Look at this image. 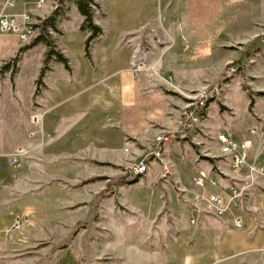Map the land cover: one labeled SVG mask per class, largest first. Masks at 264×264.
Masks as SVG:
<instances>
[{"label":"rangeland","instance_id":"rangeland-1","mask_svg":"<svg viewBox=\"0 0 264 264\" xmlns=\"http://www.w3.org/2000/svg\"><path fill=\"white\" fill-rule=\"evenodd\" d=\"M73 5V0H50L41 11L35 1L22 0L21 11L36 18L34 24L40 25L41 34L43 23L55 10ZM161 10L164 26L156 34L163 42L166 37L172 39V48L163 58L149 55L147 64L156 68L155 80L156 76L172 78L174 87H159L172 109L180 118L186 107L200 106L219 89L207 102L194 137L181 141L175 132L173 142L180 144L166 143V156H176L178 164L191 162L194 170L198 163H204L208 169L213 168L214 177L230 180L228 174L234 169L229 160L221 157L218 134L225 132L239 142L255 139L254 149L263 139L250 131L257 128L264 135V0H162ZM49 37L55 41L56 34ZM33 43L34 40L23 45L15 34L0 41L4 63L0 72V116L7 126L27 115L32 90L35 101L44 89L41 71L46 49L43 44L32 46ZM41 56L44 61L39 70ZM149 74L151 71L145 72L144 77ZM33 108H37L35 102ZM2 164L0 175H22L7 162ZM160 166L156 180L149 179L146 173L136 183H130L136 175L124 169L99 170L96 176L89 169L64 171L70 177L82 174L96 180L97 195L87 205L76 200L82 186L74 188L62 181L56 175L61 171L53 165L55 170L47 172L55 178L44 188L53 190L63 184L64 205L68 207L58 213L54 208L48 212L47 227L36 234L41 239L32 240L30 248L8 251L12 264H53L65 258V253L79 264H177L185 254H203L205 203L200 200L203 207L194 220L196 214L192 211L196 206L188 198L195 200L204 191L189 181L176 182V165L163 178ZM106 174L109 177L103 176ZM54 204L49 197L47 205L55 207ZM30 216L23 226L31 222ZM23 218L24 215L18 219ZM255 258L254 264H264V253Z\"/></svg>","mask_w":264,"mask_h":264},{"label":"crops","instance_id":"crops-1","mask_svg":"<svg viewBox=\"0 0 264 264\" xmlns=\"http://www.w3.org/2000/svg\"><path fill=\"white\" fill-rule=\"evenodd\" d=\"M27 1L37 3L38 0ZM21 2L17 0L19 11L23 10ZM96 3L105 16L97 20L104 35L91 49L92 60L86 55L89 33L81 30L84 16L77 5L65 8V14L57 22L55 42L66 63L56 59L50 61L44 77V89L35 101L32 90L27 115L22 121L7 126L0 116V169L3 161L8 163L7 155L19 148L29 151L22 169L14 170L21 172V176L0 175V264H12L8 251H23L31 247L32 240L41 239L36 234L47 227L46 217L52 208L54 213H58L68 207L64 205L66 189L63 184L53 190L44 188L55 178L47 172L55 170L53 165L61 171L56 175H60L62 181L74 188L82 186L80 191H76V200L87 205L97 195L96 180L82 174L70 177L64 171L89 169L96 176L99 170L109 172V169L116 168L141 178L148 173L149 179L156 180V172L161 165L163 175L162 162L146 161V155L154 137L164 132L174 135L179 131V115L165 94L160 89H153L149 78L142 76L137 80L130 70L134 46L143 38L151 44L148 50L150 58H160V55L163 58L172 48V39L166 37L168 44L159 45L151 34V31L158 32L164 26L162 0H96ZM183 25L187 26L185 22ZM42 46L47 54L48 48ZM43 61L41 56L39 70ZM33 102L37 108H33ZM44 112L43 127L47 139L44 146H39L38 139L30 134L35 129L32 117ZM173 141L167 143L173 146L180 144ZM166 152L163 162L170 173L177 169L178 177L174 180L178 183L189 181L197 188L195 181L202 172L213 175V168L208 169L204 163H198V169L194 170L191 162L178 164L176 156L167 157ZM138 158L140 160L136 163ZM142 161L147 162V170L136 174L135 167ZM102 167L104 169H100ZM228 175L230 180L220 178V187L207 184L202 189L203 194H218L228 201L234 189L242 196L222 219L207 213L205 207L202 209L203 254H185L177 264H185L187 260L190 264H254L256 254L264 253V186L255 185L245 190V172L233 171ZM49 197L55 201V207L47 205ZM188 200L193 202L192 197ZM199 210L192 211L196 214L194 220ZM23 215H32L31 222L20 230H13L15 220ZM238 221L241 228L237 227ZM67 256L65 253L62 255L65 258L53 264H79Z\"/></svg>","mask_w":264,"mask_h":264},{"label":"built area","instance_id":"built-area-1","mask_svg":"<svg viewBox=\"0 0 264 264\" xmlns=\"http://www.w3.org/2000/svg\"><path fill=\"white\" fill-rule=\"evenodd\" d=\"M48 3V0H38L36 5L38 9L44 8ZM96 17H99L101 10L93 6ZM36 18L33 17L27 11H19L17 0H0V41L3 37L7 35H17L19 41L23 45L30 44L34 39L40 34V25L36 23ZM98 22V21H97ZM53 34V32H52ZM151 34L155 37L156 42L159 45L168 44L167 41L158 37L156 31H151ZM150 42L143 38L138 44L134 46L132 61H131V72L135 75V78L141 79L144 76L145 72L151 71V74L148 75L149 80L151 81V86L153 89H160L159 87H174L172 83V78L170 76L160 77L156 79L154 73L156 68L152 69L148 66V50L150 48ZM24 47V46H23ZM4 63L2 59V47L0 45V72L3 69ZM216 92H219V89H215V93L208 97L205 101L200 103V106L186 107L181 117L179 118V131L178 137L181 141H187L193 136L196 131L197 126L201 123V119L204 118V110L206 104L209 100L215 97ZM189 105V104H188ZM46 112L38 113L32 117V122L35 126V129L30 133L31 137L37 138L39 146H44L46 143L47 135L44 131L43 122ZM203 117V118H202ZM250 134L253 136L260 137L262 136V141L259 146L254 149V142L247 141H237L233 139L226 133H220L217 136V141L221 146V157L229 160V163L232 166V169L236 173L246 172L245 179L243 180L246 183L245 190L252 188L255 185L264 186V162L262 157H264V135H261V131L257 128H254L250 131ZM175 139V134L162 133L161 135L154 137L151 140L149 152L146 155V161L149 159L160 160L162 162L163 168V178H166L170 175L169 167L163 162V155L165 152L164 145L167 142H171ZM253 154V159H251V154ZM29 151L19 148L13 154L7 155V161L9 165L15 170H21L23 167V160L28 156ZM142 161L135 167L136 174L145 173L147 170V162ZM213 171V170H212ZM220 178L214 177V175L209 176V174L202 172L200 176L196 179L195 185L200 189L205 188L207 184H210L213 187H220ZM232 196L230 200H225L223 197L218 194H200L195 197L193 200L194 205L199 210L202 206L200 200L205 203V211L216 218L222 219L227 211L230 209L231 205L236 204L237 200L242 196L241 193H238L236 190H231ZM198 203V204H197ZM203 209V208H202ZM29 216L25 215L23 219L15 220L13 225V230H20L24 223L29 222ZM237 227L241 228L242 224L240 221L237 222ZM185 264H190V261L187 260Z\"/></svg>","mask_w":264,"mask_h":264},{"label":"trees","instance_id":"trees-1","mask_svg":"<svg viewBox=\"0 0 264 264\" xmlns=\"http://www.w3.org/2000/svg\"><path fill=\"white\" fill-rule=\"evenodd\" d=\"M63 1L65 0H60V2ZM73 1L75 5H77L82 16H84V23L81 27V30L89 33V37L86 41V55L90 60H92L91 49L93 45L104 35V30L97 24V20L105 16L101 13L99 17H96L95 11L93 10V6L101 10L100 6L96 3V0ZM64 11L65 9L55 10L53 14L48 19H46L42 26V33L36 39H34V43L32 45L37 46L38 44H43L48 48V52L45 58V66L42 68L41 71V77L43 78L42 84L44 83V77L48 70L46 64H48L53 59L65 62L62 55L57 50L56 42L51 40V38L49 37V35L52 36V32L53 34L58 32L57 22L59 18L65 14ZM140 178V176H136L132 181H130V183H136L139 181Z\"/></svg>","mask_w":264,"mask_h":264}]
</instances>
